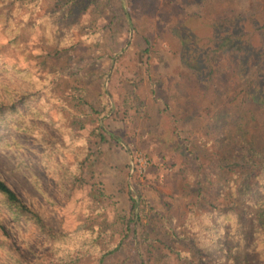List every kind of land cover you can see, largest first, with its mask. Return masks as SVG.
<instances>
[{"label":"rangeland","instance_id":"374dc122","mask_svg":"<svg viewBox=\"0 0 264 264\" xmlns=\"http://www.w3.org/2000/svg\"><path fill=\"white\" fill-rule=\"evenodd\" d=\"M263 24L264 0H0V92L30 107L23 130L0 128V177L67 235L68 258L97 264L121 242L108 264H190V249L206 246L220 264L262 263L256 221L242 218L245 242L223 223L213 238L208 206L194 204L193 191H214L216 167L204 107L187 106L207 82L182 58L202 62L227 33L253 42L252 58ZM1 219L0 264L8 251L49 261L41 232Z\"/></svg>","mask_w":264,"mask_h":264},{"label":"trees","instance_id":"16d2710c","mask_svg":"<svg viewBox=\"0 0 264 264\" xmlns=\"http://www.w3.org/2000/svg\"><path fill=\"white\" fill-rule=\"evenodd\" d=\"M264 28V24H263ZM264 30V29H263ZM258 34L259 47L252 56L248 57L249 48L254 43L241 36L227 33L215 40L216 44L208 49L202 62H196L193 66L185 55L182 58L183 65L193 72L198 82H207L206 91H200L196 82L194 89L198 91L199 99L188 104V110L193 107H204L206 126L210 130L211 142L216 172L210 183L213 192H203L202 188L193 191L194 204L199 203L208 206V211L214 217L216 224L213 226V238L217 237L224 227L229 238L245 242V226L243 219L256 221L257 227L253 236L261 243L254 242L259 262L264 263V32ZM187 42L183 46L187 47ZM146 50V49H145ZM186 52V51H185ZM223 54L226 59L219 65L213 64V54ZM247 56V58H246ZM246 60V63H245ZM249 61L250 65H246ZM201 65L206 68L201 71ZM243 65L247 70L243 71ZM196 66V67H195ZM245 66V68H246ZM199 67V68H198ZM204 73V75H202ZM245 75L240 87H234L235 83ZM185 79L191 80L189 76ZM187 86V84H186ZM184 84H178V90H184ZM183 93H188L184 90ZM12 95L3 96L0 92V128L26 126L25 120L29 114V104L25 103L23 110L12 101ZM199 116V115H197ZM136 201L132 204L134 210ZM1 212L7 215L14 226H32L41 232L51 245L50 259L47 263L37 264H78L79 259L68 258L67 235L51 229L43 216L32 206L23 201L20 195L0 177V231L7 233V226L1 219ZM18 228V227H17ZM125 229L129 230V221L125 223ZM217 248H223L222 237L216 238ZM258 244H262L259 246ZM88 241L81 240L74 246V251L79 253L86 248ZM240 245L234 244L233 249H239ZM1 247V244H0ZM121 242L111 249L102 252L97 257V264H108V257L119 250ZM209 247L202 249H190L194 257L190 264H220L217 254L213 259L207 257ZM241 249V248H240ZM210 258L211 260H208ZM9 264H30L10 251L6 254ZM232 258V263L234 262Z\"/></svg>","mask_w":264,"mask_h":264}]
</instances>
